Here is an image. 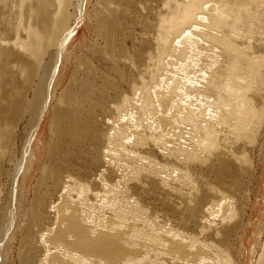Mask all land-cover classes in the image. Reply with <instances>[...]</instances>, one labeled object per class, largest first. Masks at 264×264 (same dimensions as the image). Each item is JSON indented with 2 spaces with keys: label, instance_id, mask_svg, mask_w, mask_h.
<instances>
[{
  "label": "bare ground",
  "instance_id": "obj_1",
  "mask_svg": "<svg viewBox=\"0 0 264 264\" xmlns=\"http://www.w3.org/2000/svg\"><path fill=\"white\" fill-rule=\"evenodd\" d=\"M263 181L264 0H0V264H264Z\"/></svg>",
  "mask_w": 264,
  "mask_h": 264
},
{
  "label": "rangeland",
  "instance_id": "obj_2",
  "mask_svg": "<svg viewBox=\"0 0 264 264\" xmlns=\"http://www.w3.org/2000/svg\"><path fill=\"white\" fill-rule=\"evenodd\" d=\"M104 2L106 5H113L114 4V0H104ZM140 6H141V3H140ZM122 7H123V10H121L120 12L124 11V9H125V11L121 15H125L126 17L129 15L127 17V20H128L127 23H125V20L116 18L115 14H113L112 20H114L116 24L118 23L122 27H125V30L132 31V32H135L137 34L142 33L143 29H141V23L143 24V21H139V20L137 21L136 19L132 18L131 8L129 6L122 5ZM141 8H142V6H141ZM75 29L76 30L73 33V37L70 39V41L67 42L68 46L64 52L65 55H63V62L60 66L59 75L57 77H55V80L53 81V83H56V89L57 90H60L68 81V74H69V72L73 66V62H74L73 57L76 55H81L85 52L84 50H85L86 43L88 42V39L91 36V31L89 28V21H87L86 19L84 20V22H81V24H79L78 27ZM102 36H108L109 39H113L115 37V29L112 27H109V26L105 27L98 39L101 40ZM128 41L130 42V40H128ZM128 41H127V43H128V45H130V43ZM67 54H69L70 57L66 56ZM102 74H107V75H109L110 78H116L117 77L114 75V72L108 68L107 65H104L103 63H101V61L93 60L92 61L91 80L98 85L100 80H101ZM28 95H30V94L28 93ZM49 113H50V110L48 109L45 112V114L41 120L42 121V125L40 127L41 129H39L38 132L35 134V136H33V139H31V147L33 149H36V145H38V143L41 142L42 144H45V142H46ZM42 130H44V133H42ZM24 132H25L24 126L22 124L20 132L18 134L19 139H21ZM41 133H42V135H41ZM257 139L259 140L260 138H257ZM44 153H45V151L43 152V155L40 157V159L43 158ZM260 168H261V166L256 168L255 172L259 173ZM256 176H258V174ZM254 181H256V180H254ZM263 183H264V181H263ZM255 184L256 183H254V188L256 187ZM179 186L182 189L181 190L182 192H186L189 189L187 187H184V189H183L182 184ZM262 197L264 198V196H262ZM153 198L154 197H152V196H151V198L146 197L143 199V201H144L143 203L147 207H149L150 212L153 213V214H151V217L154 218L156 215V219L158 218V221H160V220L163 221V217L165 216L164 215L165 211H166L165 213H166L167 217H169V214H170L169 208H167L164 204H162L158 200L157 197L154 199ZM177 199L178 198H176V201L178 203L177 206L179 208V201L180 200L179 199L177 200ZM170 220L173 221L172 219H170ZM171 223H174V222H171ZM144 262H146V261H144Z\"/></svg>",
  "mask_w": 264,
  "mask_h": 264
}]
</instances>
